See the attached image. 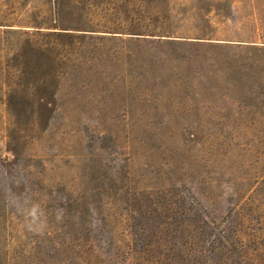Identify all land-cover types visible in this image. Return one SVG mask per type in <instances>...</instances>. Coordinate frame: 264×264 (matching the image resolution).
<instances>
[{
	"label": "rangeland",
	"instance_id": "rangeland-1",
	"mask_svg": "<svg viewBox=\"0 0 264 264\" xmlns=\"http://www.w3.org/2000/svg\"><path fill=\"white\" fill-rule=\"evenodd\" d=\"M262 212L264 0H0V264H221Z\"/></svg>",
	"mask_w": 264,
	"mask_h": 264
},
{
	"label": "trees",
	"instance_id": "trees-1",
	"mask_svg": "<svg viewBox=\"0 0 264 264\" xmlns=\"http://www.w3.org/2000/svg\"><path fill=\"white\" fill-rule=\"evenodd\" d=\"M263 202V201H261ZM262 204V203H261ZM258 220H264V212L257 214ZM237 221H245L249 220L248 214L242 213V211H238L235 214ZM189 222H184L183 229L186 230L185 226L188 228H192L194 225ZM189 225V226H188ZM171 224L169 222H164L157 230V237L155 240V244L163 247L166 249L167 252L170 251V247L168 244V239L163 237L165 232H178L177 228L172 229L170 228ZM194 229L195 226L193 227ZM193 230V229H191ZM190 232V238L193 237L194 240L196 239V234L193 231ZM263 233V234H262ZM246 237L247 241H239V237ZM253 243V247H249V243ZM212 253H218L221 255L220 263L221 264H230L231 259L229 258V254L233 253L237 256L238 262L237 264H249L251 262H256V264H264V230H253L251 234L247 235L243 232L242 228L230 230L228 229L227 232H223L221 237L215 241L211 247ZM194 253H197V248L193 249ZM199 252V251H198ZM169 264H176L175 259L167 258L166 260Z\"/></svg>",
	"mask_w": 264,
	"mask_h": 264
},
{
	"label": "clouds",
	"instance_id": "clouds-1",
	"mask_svg": "<svg viewBox=\"0 0 264 264\" xmlns=\"http://www.w3.org/2000/svg\"><path fill=\"white\" fill-rule=\"evenodd\" d=\"M27 215L30 217V223L27 224L29 230L40 231L43 228V225L39 222L40 211L38 206H33L28 210Z\"/></svg>",
	"mask_w": 264,
	"mask_h": 264
}]
</instances>
